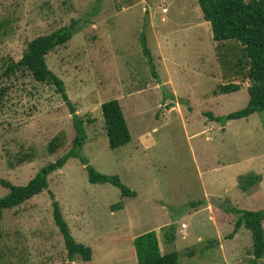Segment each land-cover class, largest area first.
Wrapping results in <instances>:
<instances>
[{
    "label": "rangeland",
    "instance_id": "rangeland-1",
    "mask_svg": "<svg viewBox=\"0 0 264 264\" xmlns=\"http://www.w3.org/2000/svg\"><path fill=\"white\" fill-rule=\"evenodd\" d=\"M74 21L80 32L47 56L48 67L85 121L81 156L136 193L91 184L80 159L49 176L72 236L92 250L91 261L77 255L74 264H138L134 240L152 231L162 254L177 251L181 264H251L252 234L242 228L229 239L238 217L225 207L264 210V113L226 124L210 118L245 108L251 82L236 74L231 54L223 64L228 48L214 42L198 0H0V199L9 194L2 182L27 185L71 149L73 115L56 88L5 71L32 41ZM230 84L241 89L222 94ZM110 100L132 135L118 149L101 109ZM56 137L63 147L52 154ZM251 174L260 181L243 191L241 178ZM49 191L4 212L0 264L70 262ZM172 227L176 241L166 244Z\"/></svg>",
    "mask_w": 264,
    "mask_h": 264
},
{
    "label": "trees",
    "instance_id": "trees-1",
    "mask_svg": "<svg viewBox=\"0 0 264 264\" xmlns=\"http://www.w3.org/2000/svg\"><path fill=\"white\" fill-rule=\"evenodd\" d=\"M198 3L204 20L211 24L214 42L221 44L219 49L228 48V52H221L220 55L223 64H226L229 59L228 55L231 54L229 62L234 65L233 69H236V74L243 75L251 82L248 89L250 101L245 108L224 117L216 118L210 114V118L213 121L226 124L235 120L248 119L257 113H264V0H198ZM80 30L79 22L74 21L71 25L50 35L35 39L28 45L22 59L9 65L5 71V75L15 73L17 70L27 71L36 82L54 86L70 108L76 136L71 149L55 163L41 169L27 185L14 186L9 182H2L3 186L9 189V194L0 199V236L4 212L23 205L44 191H49V176L63 169L71 159H80L86 166L91 184H110L119 188L123 197L136 196V193L126 187L118 176L101 174L81 156V151L87 140L85 121L76 114V108L67 95L64 82L48 67L47 56L58 47L71 41ZM141 44L153 75L158 79L146 34L141 37ZM240 89L238 84H230L222 86L220 92L222 94L231 93ZM101 109L110 147L118 149L131 143L132 135L119 101L110 100L104 103ZM61 147H63V142L59 137H56L49 145V152L54 154ZM258 179L254 174L241 178V189L248 191L260 181ZM49 193L53 200L55 224L65 240L70 261L68 264H74L77 255L82 256L85 262L91 261V248L76 242L64 219L59 202L55 200V195L51 191ZM200 204L195 203L194 207H198ZM119 208H122V204ZM225 210L238 217L234 232L228 236L229 239H234L242 228L250 231L253 238L254 256L251 264H258L260 260L264 259V210L253 212L233 207H225ZM175 231V227H172L165 233L166 244H174L176 241ZM134 246L138 264H181L177 251L162 254L158 235L154 231L135 238Z\"/></svg>",
    "mask_w": 264,
    "mask_h": 264
},
{
    "label": "built area",
    "instance_id": "built-area-1",
    "mask_svg": "<svg viewBox=\"0 0 264 264\" xmlns=\"http://www.w3.org/2000/svg\"><path fill=\"white\" fill-rule=\"evenodd\" d=\"M182 228H183V229H186V228H187V225H186V224H183V225H182Z\"/></svg>",
    "mask_w": 264,
    "mask_h": 264
}]
</instances>
